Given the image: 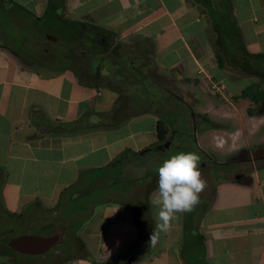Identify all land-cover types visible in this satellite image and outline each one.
Segmentation results:
<instances>
[{"label": "crops", "instance_id": "1", "mask_svg": "<svg viewBox=\"0 0 264 264\" xmlns=\"http://www.w3.org/2000/svg\"><path fill=\"white\" fill-rule=\"evenodd\" d=\"M2 1L16 3L21 12H14L7 17L5 27L0 26L5 34L10 20L15 22L28 15L31 20L20 27V35L38 33L39 28L28 26L30 21L53 19L70 27L74 22L88 23L113 32V38L123 44L119 50L122 56L136 55V48L150 49L151 56L143 54L131 63L132 67L140 69L150 62L154 73L172 83L186 100H197L189 87L200 88L206 101L197 111L216 120L226 116L235 122L240 119L236 104H225L224 92L235 95L238 89L233 82L237 79L218 62V52L228 42H217L216 37L232 35L236 26L246 51L264 55V0ZM21 41L24 46V38ZM63 58L66 60L62 65L44 61L35 66L24 61L11 45L0 42V197L9 212L18 213L34 201L52 208L60 193L77 182L80 173L85 171L88 178L100 175L102 171L97 168L113 164L125 150L140 152L158 141L159 111L144 108L124 115L125 107L129 109L131 104L128 91L123 96L128 103L119 109L118 118L123 121L119 126L50 133L53 126L74 123L86 112L88 123L103 121L98 113L110 110L120 99L107 88L80 82L81 60L86 56ZM85 62L90 72H96L94 63L91 65L89 59ZM111 72L106 77L115 76ZM132 78L142 86L146 72ZM211 130L212 142L219 147L225 134L238 133L226 131L220 122L214 123ZM172 144L169 142L164 149ZM177 148L189 152L186 145ZM123 163L113 165L112 171L118 174L102 185L96 182L89 194L75 192L63 210L83 245L79 254L66 258L0 256V264L125 263L137 229L129 209L107 196L116 200L115 196H124L130 189L131 181L144 180L153 187L148 203L155 227L158 208L150 200L157 189L158 171L148 172L138 164L137 176L130 179V175L120 173ZM202 177L207 187L195 210L180 214L170 230L161 233L153 253L139 255L130 264H264V172L253 174L252 182L214 180L203 173Z\"/></svg>", "mask_w": 264, "mask_h": 264}, {"label": "trees", "instance_id": "2", "mask_svg": "<svg viewBox=\"0 0 264 264\" xmlns=\"http://www.w3.org/2000/svg\"><path fill=\"white\" fill-rule=\"evenodd\" d=\"M0 2L3 7H5L6 4L7 8L4 9V12L8 10L13 11L19 6L11 1L5 2L0 0ZM20 8L25 11V9L22 7ZM38 20L39 18L35 21H30L28 26L31 25L38 29ZM42 28L43 26L39 28V31H37L40 32V34H42L46 40H48L46 36L50 33L47 32L48 30H43ZM72 28L73 32L71 34H63L64 29L60 28H57V32L53 31L55 34H57L56 36L59 39L61 38L62 40L66 41V43L71 44L63 53H55L53 60L59 57L70 59L74 58V56H86L85 59L81 60L82 68L80 69V72L82 78L79 79L80 82L85 85H94L95 87L107 88L113 92H116L120 96V99L118 103L110 110L98 113L103 121L98 123H88L85 121L88 115V112H86L74 123L53 126L50 133H75L78 130L85 131L96 128L117 127L121 124V122H123L117 118L120 107L123 104H126V99H124L123 96H125L126 92L130 89V85H138L137 79L132 78V76L138 74V72L141 73V70L138 69V67H132L131 63H133L135 59L141 58L143 54L151 56V51L147 48L138 51L136 48V55L130 54L127 56H122L119 53V50L123 44L113 38V35H115L113 32L88 23L79 24L74 22L72 23ZM234 30L235 32L232 35L228 33L226 36L218 35L216 37L217 42L223 40L228 42V44H225V46L220 48L217 56L218 62L221 65L227 63L228 65L234 67L236 66L235 63L238 61V68L241 72L247 71L249 64L253 66H259L262 58L248 53L243 44L239 28L235 26ZM226 31L230 32L231 30L227 29ZM35 39L36 42L39 39L37 43L41 44V37L36 35ZM229 45L232 46L230 47ZM88 55H92L93 57L100 59L108 58L114 67H116V70L114 71L115 76L109 78L102 76L98 71L94 73L90 72L85 62L88 59ZM260 56L263 55L260 54ZM246 57H248V59ZM253 57L255 58L253 59ZM22 59L24 60V58ZM24 61H27V59ZM30 63L34 64V62ZM92 74H94V76H92ZM87 80H92L94 83L92 84ZM258 93H260V91L257 90L253 85H248L242 89L240 95L242 97H247L252 101H257V98L260 96L257 95ZM165 135L166 128L163 127V123L161 121H158L157 143L150 145L140 152L125 150L116 158L113 164L111 163L105 167L97 168V170L102 171L100 175L91 176L88 178V176L85 174V171L80 173L77 182L74 185L65 188L60 193L57 204L52 208H45L39 201H34L27 205L22 211L18 213H12L4 208L0 197V256H6L10 258L27 256H45L49 258L54 256L56 258H66L67 256L79 254L83 245L77 238L75 229L71 226L70 219L65 217L63 214V210L66 209V205L69 203L75 192H78L79 195L85 196L86 194H89L94 187H96V182H99L102 185V182L113 179V176L118 174L117 172L114 173L112 171L113 165L119 162L127 163L129 160H131L130 157L132 156L138 157L144 152L154 150L155 146L161 144L165 140ZM131 186L132 189L135 188V191L131 192ZM131 186L129 187L130 189L126 191L124 196L117 195L115 196L117 197L116 200L112 195L107 196V198L113 200V203L117 202L126 206L130 211L132 221L137 229V236L128 247V253L130 257L135 259L139 255H150L153 253V246H150L149 239L152 229L154 228V221L150 213L148 203V195L153 187L146 184L144 180H133L131 181ZM47 218H51L52 222L46 223L45 219ZM59 230H63L61 231V242L65 244V247L62 251L57 249L51 253H47L49 251L48 250L46 253L40 255H22L17 254L7 246V242L12 237L19 234L50 235L58 232Z\"/></svg>", "mask_w": 264, "mask_h": 264}, {"label": "rangeland", "instance_id": "3", "mask_svg": "<svg viewBox=\"0 0 264 264\" xmlns=\"http://www.w3.org/2000/svg\"><path fill=\"white\" fill-rule=\"evenodd\" d=\"M5 8H7L6 4L5 7H3L0 3V26L2 27H5V21L7 20V17L11 18V15L14 12H18L17 14H21L18 7L16 8L17 10H8L4 12ZM29 20L31 19H29L28 15L24 19L15 20V22H13V20H10V25H12V27L10 25L8 26V28L5 30L6 34L0 31V42H6V44L11 45L20 53V56L24 58V60L27 59V61L29 62H34V64H36L35 66H38L39 64L41 65L44 61H51V63H54L56 65H62L66 59L59 57L53 60L54 55L57 52L63 53L71 44L66 43V41L62 40L61 38L59 39L56 36L57 34H55V32L58 31L57 28L64 29V31L69 30L70 28V31L63 32V34H71L73 32L72 25L70 27L68 26L69 24L65 25L64 23H61V21L53 19H39L37 21L38 27L41 28V26L45 25L46 29H42L48 30L47 32L50 33L49 35L56 38V40H54L53 38L49 39L46 36V38L48 39L46 40L44 36L40 34V32L32 34L31 36H27L24 33H21V35L19 34L20 27H23L24 24ZM36 35L38 37H41V44L37 43L39 39L36 42ZM22 38H24L25 41L24 46L21 45ZM125 51L127 50L124 49V52ZM256 57L262 58L260 65L253 66L249 64L247 67V71L250 70L249 73H256L258 77H247L238 73V84L236 82H233L234 85H237L235 89H238V95H230L228 93V90H225L224 92V94L227 96L225 104L231 106V103H235L236 107H238V116L241 120L238 119L237 122L233 121L230 116H226V119L220 118L216 120L214 117L200 114L197 111V109L199 108L198 106L203 105L206 101L205 99H203L204 93L200 88L194 86L189 87L188 90L191 91V94L193 93L192 97L197 100H186L184 99L182 92L174 90L172 83H167L164 77L158 76L156 73H154L153 68L149 64L150 62L145 63L146 67H141L140 70H144L146 72V82H144L142 86L130 85L131 87L128 90L129 95L127 98H129V96L132 97L131 99H129L131 101V104L129 109L125 107L123 114L126 115L128 112H136L144 108L157 110L160 114V121L163 123V127L166 128L165 140L163 142L170 138L174 129H180L181 135H175L173 144L168 149H164L161 151L155 149L149 150L147 152H144L141 157H130L131 160H129V162H135V164H128L124 162L120 166V173L127 174V177H129L130 175V179H132L134 176H137V174L135 173V166H138V164H140L141 167L146 168V171L148 172L156 170L162 164L164 159L170 158L171 155L183 151L180 148H177L178 146L186 145L188 151H192L200 155L199 148L197 147L196 142L197 144L201 145V147L204 149V152L210 155L213 159L221 161L226 159L230 155L227 150H230L234 145H236L237 142L239 143L252 137L253 139H257L258 137L263 135L264 123L259 127V131L252 135L251 132L257 125V121L255 118H249L246 114L245 109L247 105H251L249 102V98L242 97L240 95L242 89H244L248 85H253L254 87L264 85V55H256ZM246 58L248 59V57ZM254 58L255 57H253V59ZM88 59L91 61V65L92 63L96 65V71H99V73H101L102 75L104 74V76L110 77L112 73L111 71L116 70V67H113L112 63H110L108 59L95 58L92 55H88ZM147 59L150 61L149 56L147 57ZM80 65L81 63L79 64V68L81 67ZM90 67L92 69V66ZM229 73H232L233 76ZM228 74L237 79L236 74L232 71H228ZM126 103H128L127 99ZM192 111H194L193 115H191ZM262 118H264V116ZM199 121L203 122L202 124H205L204 126H206L207 129H192L194 123H198ZM217 121L220 122V124L223 125L224 129L228 132H233L238 129V133L236 134V136L225 134V141L223 142V146L221 147L216 146L212 142L213 134L211 128H213L214 123H218ZM64 247L65 244L61 242L53 246L47 253H51L52 251L57 249L59 251H62L64 250Z\"/></svg>", "mask_w": 264, "mask_h": 264}, {"label": "clouds", "instance_id": "4", "mask_svg": "<svg viewBox=\"0 0 264 264\" xmlns=\"http://www.w3.org/2000/svg\"><path fill=\"white\" fill-rule=\"evenodd\" d=\"M157 171V189L150 200V204L158 208L157 222L149 239L153 247L161 233L166 234L180 214L195 210L207 187L200 169V156L192 151L171 155L163 160Z\"/></svg>", "mask_w": 264, "mask_h": 264}, {"label": "flooded vegetation", "instance_id": "5", "mask_svg": "<svg viewBox=\"0 0 264 264\" xmlns=\"http://www.w3.org/2000/svg\"><path fill=\"white\" fill-rule=\"evenodd\" d=\"M235 64L236 66L232 67L227 63H224L223 68L226 71H232L236 74L237 84L238 73L247 77H258V75L254 72L249 73L250 70L241 72L238 68V61ZM255 88L260 91V93L257 94L260 96L257 98V101H252L251 99H249L251 105H247L245 109L248 117L255 118L257 121V125L251 132L252 135L259 131V127L264 123V118H262L264 116V112H259L264 111V85ZM236 94L238 95V91ZM193 114L194 111L191 112V115ZM202 123L203 122L201 121H199L198 123H194L192 129H207L206 126H204L205 124ZM176 134L181 135V130L174 129L170 138L165 142H162L161 144L155 146L154 149L160 151L164 150L166 144L173 141ZM227 152L230 153V155L226 159L217 161L199 148L200 169L202 173L208 178L214 180H217L219 178H237L238 180H247L249 182H252L253 174L264 172V134L257 139H253L252 137L245 141L239 143L237 142L236 145H234L230 150H227Z\"/></svg>", "mask_w": 264, "mask_h": 264}, {"label": "water", "instance_id": "6", "mask_svg": "<svg viewBox=\"0 0 264 264\" xmlns=\"http://www.w3.org/2000/svg\"><path fill=\"white\" fill-rule=\"evenodd\" d=\"M49 39L56 38L47 36ZM263 113L264 111H259ZM168 144H166L167 146ZM62 232H56L50 235H36V234H19L12 237L8 242L7 246L16 253L24 255H40L46 253L56 244L61 242ZM134 260L133 257L127 259L123 264H130Z\"/></svg>", "mask_w": 264, "mask_h": 264}]
</instances>
